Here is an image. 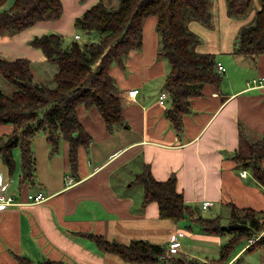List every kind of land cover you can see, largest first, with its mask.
<instances>
[{"label": "crops", "instance_id": "obj_1", "mask_svg": "<svg viewBox=\"0 0 264 264\" xmlns=\"http://www.w3.org/2000/svg\"><path fill=\"white\" fill-rule=\"evenodd\" d=\"M97 1L61 0L63 13L59 19L37 21L13 35L0 36V59L28 58L33 79L47 84L43 81H51L55 66L45 61L42 51L31 47L29 40L48 32L73 40L77 33L74 18ZM4 5L2 8L8 7ZM212 9L210 27L191 21L190 28L200 36L196 49L212 53L216 64L224 67L219 71L220 89L216 91L210 84L199 87V94L190 98V109L182 116L179 132L166 115L168 97L160 102L170 65L159 56L156 19L148 17L140 48L132 50L123 64L110 67L126 125L108 133L95 106L80 104L76 109L90 141L87 150L79 148L75 176L69 173L67 141H60L58 150L52 153L43 132L34 135L31 143L34 183L20 185V150L13 149L12 171L0 156V186L12 180L19 193L17 199L23 202L0 209V264H20L18 257L23 256L33 263L47 258L65 264H264V259L255 255L264 250V245L247 247L241 240L227 247L225 260L219 263L223 246L234 235L232 231L212 234L189 217L178 222L162 219L158 203L141 204L143 190L134 183V175L144 165L157 180L173 174L175 188L182 192L185 203L201 216L219 217L225 228L231 221L233 205L264 210V186L247 169L248 177H242V168L231 158L240 148L239 121L264 136V80L260 87L249 83L252 78L264 77V54H237L238 22L226 15L225 1L215 3ZM132 88L138 92L129 100L127 90ZM11 127L0 123V135ZM65 175L73 178L70 184ZM36 191L44 194V200L26 203L28 192ZM206 200L214 203L202 211L200 206ZM175 226L184 233L179 252L165 260L159 255L151 262L122 260L101 251L89 236L97 234L120 244L144 240L160 246L165 253L170 228ZM242 256L249 260L240 262Z\"/></svg>", "mask_w": 264, "mask_h": 264}, {"label": "trees", "instance_id": "obj_2", "mask_svg": "<svg viewBox=\"0 0 264 264\" xmlns=\"http://www.w3.org/2000/svg\"><path fill=\"white\" fill-rule=\"evenodd\" d=\"M6 1L0 0V8ZM224 1L228 17H244L255 9L254 21L238 30L235 52L243 57L264 54V0ZM116 6L112 9L99 0L74 18L78 29L98 31V37L85 46H81L76 38L67 43L63 35L55 32L34 35L29 40V45L41 50L45 61L55 66L51 78L53 85L33 79L28 58L0 59V76L15 86L10 94L0 87V123L12 125L6 134L0 135V156L12 171L15 167L13 149L20 150V185L34 183L31 143L39 132L46 135L52 153L58 150L60 141H67L69 173L75 176L79 148L87 150L90 141V134L78 120V105L86 108L95 106L108 133L126 125L121 97L110 67L123 64L132 50L140 48L143 25L148 17L156 19L157 33L160 34L159 56L170 65L163 88L170 104L166 115L174 130H181L182 116L190 109V98L199 94V87L210 84L216 91L220 89L222 75L214 55L196 49L200 36L186 26L188 19L211 26L213 17L209 0H118ZM62 13L61 0H13L10 6L0 9V36L13 35L37 21L57 20ZM238 130L240 148L233 152L231 158L264 186V166L261 165L264 136L249 130L241 121L238 122ZM134 176V183L141 185L143 190L141 204L158 203L160 218L178 222L189 217L206 232L221 231L219 217L201 216L185 203L182 192L175 188V175L157 180L150 167L144 165ZM240 210L247 212L245 218L250 223L245 226L247 233L254 229L258 232L264 230V224L260 222L264 218V210L239 209L233 205L231 219ZM89 236L101 251L133 263L155 261L163 254V248L144 240L120 244L97 234ZM233 238L223 246L219 263L225 260L227 247L236 242ZM18 261L20 264H65L61 260L47 258L33 263L24 256L18 257Z\"/></svg>", "mask_w": 264, "mask_h": 264}, {"label": "rangeland", "instance_id": "obj_3", "mask_svg": "<svg viewBox=\"0 0 264 264\" xmlns=\"http://www.w3.org/2000/svg\"><path fill=\"white\" fill-rule=\"evenodd\" d=\"M219 1L223 3L224 0H209L211 14H213L212 7H214V4L218 3ZM12 2H13V0H11V2H10V0H7L5 2L4 6H10L12 4ZM105 3L110 8L115 9L117 7L116 5L118 3V0H106ZM254 13H255V9L253 8L248 13H246L244 15V17H234V18L231 17V18H233L236 22H238L239 29H240L241 27H244V25L250 24V23H252L254 21V18H255ZM191 21H193V19H188L187 22H186V26L190 30H192L190 28ZM74 32H77L80 35L81 38L80 39H75V40L81 46H85L88 42H90L92 40V38L96 39L98 37V35H97L98 31L96 29H93V30L89 31L88 33H85L86 32L85 30L78 29L77 27H74ZM88 34H92L93 37L90 38L89 36H87ZM66 41L70 42L67 38H66ZM44 79H46V78H44ZM257 79H260V78H257ZM44 81H46V82H44ZM44 81H43V83H47L48 82V84L53 85L51 83L52 79H51V81H50V79H47V80H44ZM0 87L2 88L3 92H5L7 94H10L15 89L14 85L10 84L7 80L3 79L1 76H0ZM243 149L244 150L246 149L245 146L243 147ZM242 169H244V168H242ZM245 171H246L245 172L246 173L245 177H248L249 173L247 172L246 169H245ZM239 173H240V171H239ZM202 211H206V210H202ZM246 214H247V212H245V210L244 211L243 210L236 211V213L234 215L235 217L231 219V221L229 222L228 226H226V228L222 225L221 231H225V230L232 231L234 233V235H233L234 238L233 239L235 241H239V240L245 241L244 244H246L247 247H250V245L251 246L255 245L254 247L259 246V245H264V233L261 234L262 232H264V230H262V232L260 231L261 232L260 233L256 229H254V230L248 231V233H247L248 229L246 230L245 226L246 225L249 226L248 224H250V223L247 220V218H245ZM260 222L262 224H264V218H263V220L260 219ZM172 228L178 229V228H176V226L172 227ZM172 228H170V229H172ZM178 230H180V229H178ZM221 231L218 232V233H221ZM212 234H217V233H212ZM258 252L259 253H256L255 255H257V257H260L261 259H264V250L261 249ZM250 256H251V254H250ZM242 258H243V260H241L240 262L249 260V258L246 257V256H242Z\"/></svg>", "mask_w": 264, "mask_h": 264}, {"label": "built area", "instance_id": "obj_4", "mask_svg": "<svg viewBox=\"0 0 264 264\" xmlns=\"http://www.w3.org/2000/svg\"><path fill=\"white\" fill-rule=\"evenodd\" d=\"M74 35H75V38L80 37V35H78L77 33ZM217 69L221 72L224 71V67L219 62L217 63ZM263 80H264V77H260V79L252 78L249 81V83H251L252 87H260V85H262ZM137 92H138V90L136 88H132V89L127 90V98L129 100L130 99L132 100V98L135 97ZM166 96H167V93L165 91L162 92L160 95V102H163L164 98H166ZM245 172H246L245 169L240 170V175L242 177H245L246 176ZM65 178H66L67 184H70L73 181V178L70 177L69 175H65ZM18 194L19 193L17 192V190H14V188L12 186V180L7 181V183L4 184L3 186H0V209L6 208L10 205H21L23 202L21 203L18 201V199H17ZM42 200H44V194L42 192H40V191L28 192L26 203H36V202H40ZM213 203L214 202H212L210 200L203 201L200 208H201V210H206ZM169 232H170V238H169V241L167 243L166 251L164 254H161L159 256V259H161V260H165L170 255L178 253L180 248H181L180 237L183 235V231L172 228V229H170ZM263 233L264 232H262L261 234H263Z\"/></svg>", "mask_w": 264, "mask_h": 264}]
</instances>
